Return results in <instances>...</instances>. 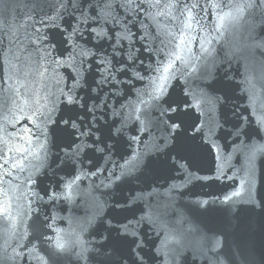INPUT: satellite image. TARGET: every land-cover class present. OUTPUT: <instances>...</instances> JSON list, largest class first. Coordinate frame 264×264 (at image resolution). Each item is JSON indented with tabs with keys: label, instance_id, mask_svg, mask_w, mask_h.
Masks as SVG:
<instances>
[{
	"label": "water",
	"instance_id": "obj_1",
	"mask_svg": "<svg viewBox=\"0 0 264 264\" xmlns=\"http://www.w3.org/2000/svg\"><path fill=\"white\" fill-rule=\"evenodd\" d=\"M0 264H264V3L0 0Z\"/></svg>",
	"mask_w": 264,
	"mask_h": 264
},
{
	"label": "snow or ice",
	"instance_id": "obj_2",
	"mask_svg": "<svg viewBox=\"0 0 264 264\" xmlns=\"http://www.w3.org/2000/svg\"><path fill=\"white\" fill-rule=\"evenodd\" d=\"M130 2H131V0H129V3ZM156 2L159 3V0H156ZM210 2H211V0H210ZM260 2L264 3V0H260ZM224 19H225V17H220V24L221 25L223 24ZM191 20H192L191 16L186 18V21L184 24L185 29H191L192 28ZM96 34H97V36L102 35V33H100V32H97ZM173 39H175L174 36H173ZM183 48H184V34L181 33V38H180L179 42L176 43L175 50L171 51L168 54L167 61L166 62L161 61L158 63V66L155 70L157 75L155 76V78L153 80L154 85H157V82H166L170 78L172 70H173L176 62L184 61V56L182 54ZM163 91H164L163 83H159L158 86L154 87V91L150 95L152 96L153 99H158L159 96L163 93ZM68 102L69 103L73 102L71 96L68 97ZM171 111L176 112L177 108H171ZM65 123H67V121H65ZM75 127H76V125L73 124L74 129H75ZM171 127L173 130H175V129L179 128L180 125L177 123H172ZM81 135H83V133H81ZM79 179H80V176L76 175L74 178L70 179L69 181H67L65 183L64 187H65L66 196L68 193H70V191H71L73 185L75 184L76 180H79ZM53 247L57 251H63L65 249L66 245L64 242H62V239L60 237H57L55 239V241L53 242Z\"/></svg>",
	"mask_w": 264,
	"mask_h": 264
}]
</instances>
